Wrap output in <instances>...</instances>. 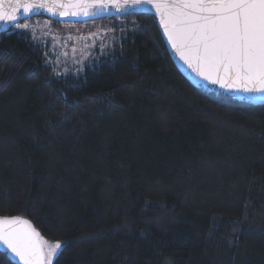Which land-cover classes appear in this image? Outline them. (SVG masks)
Segmentation results:
<instances>
[{"label":"trees","instance_id":"obj_1","mask_svg":"<svg viewBox=\"0 0 264 264\" xmlns=\"http://www.w3.org/2000/svg\"><path fill=\"white\" fill-rule=\"evenodd\" d=\"M120 19L79 74L0 34V215L61 241L51 264H264V101L187 79L153 14L89 23Z\"/></svg>","mask_w":264,"mask_h":264},{"label":"snow or ice","instance_id":"obj_2","mask_svg":"<svg viewBox=\"0 0 264 264\" xmlns=\"http://www.w3.org/2000/svg\"><path fill=\"white\" fill-rule=\"evenodd\" d=\"M136 5L154 6L172 46L204 79L229 90L264 93V0H0V23L29 29L18 23L21 11L89 16ZM0 244L23 264H51L63 250L61 241L50 244L20 216L0 217ZM0 255L13 264L8 253Z\"/></svg>","mask_w":264,"mask_h":264},{"label":"rangeland","instance_id":"obj_3","mask_svg":"<svg viewBox=\"0 0 264 264\" xmlns=\"http://www.w3.org/2000/svg\"><path fill=\"white\" fill-rule=\"evenodd\" d=\"M129 20L53 24L48 20L36 19L28 23L30 28L27 30L32 37L34 30L35 40L48 45V59L56 68V72L59 75H69L81 73L88 64L95 63L100 57L112 53L121 41ZM199 85L211 89L217 87L213 84ZM235 94L246 97L241 93Z\"/></svg>","mask_w":264,"mask_h":264},{"label":"water","instance_id":"obj_4","mask_svg":"<svg viewBox=\"0 0 264 264\" xmlns=\"http://www.w3.org/2000/svg\"><path fill=\"white\" fill-rule=\"evenodd\" d=\"M5 7H7V5H5ZM39 12H40V14L33 15V14L23 13L21 11V13L18 14V23H20L23 20L32 18L34 16H38V15H47V16H50L51 18L58 20V21H61V22H86V21L97 20V19H101V18H112V17H118V16H122V15L136 14V13L153 14L158 19V26H159L160 33L162 35V38H163V40L167 46V49H168L174 63L176 64L177 68L182 72V74L187 79H189L190 81H192L195 84H213L225 92L241 93L244 96H246L247 98L254 100V101H264V93H261L258 91L250 93V92H245L243 90L225 89V88H222L219 84H214L211 81L206 80L202 76H200L192 67H190L185 62L184 59L181 58L180 54L172 46V43L168 39V36H167V34L163 28V25L160 22L159 15H158V13H156L155 8L152 5H136V6H129V7L124 8V9H118L116 7L110 6L109 8H107L106 10H103V11L97 10L94 15H89V16H84V15H79V16L69 15L67 17H61L59 15L54 16L52 13H49L44 9L39 10ZM19 17H28V18H19ZM11 28L12 27H11L10 23L9 24L0 23V34L11 29ZM11 216H14V215H0V217H11ZM0 252L8 253V257L15 264H23V262L20 261L18 257H15V255L12 254L10 252V250H8L6 248V246L3 244H0Z\"/></svg>","mask_w":264,"mask_h":264}]
</instances>
